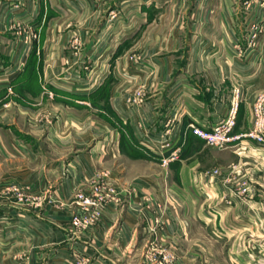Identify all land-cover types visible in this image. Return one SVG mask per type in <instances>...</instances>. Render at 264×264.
Segmentation results:
<instances>
[{"label":"crops","instance_id":"crops-1","mask_svg":"<svg viewBox=\"0 0 264 264\" xmlns=\"http://www.w3.org/2000/svg\"><path fill=\"white\" fill-rule=\"evenodd\" d=\"M131 2L121 1L128 10L114 20L116 24L108 38L109 50L96 55L95 43L91 40L90 57L103 61L101 70L98 64V74L108 65L112 73H118L115 68L125 69L132 74V80H150L147 100L142 108L128 109L123 98L132 91V86L127 85L129 81H126L131 80L127 77L121 78L118 85L99 83L89 88V92L82 93L85 95L79 100L80 106L91 104L88 93L94 95L108 87L107 98L100 100L107 101L102 102L108 106L104 113L127 118L132 124L139 116L149 117L153 122H145L150 123L146 130L156 139L164 137L163 133L170 126L174 147L182 156L173 161L166 172L160 169L158 163L145 156L146 150L139 139L148 138L145 129L134 131L130 124L125 132L107 129L103 130L104 135L99 133L97 136L105 139H98L91 155L83 153L75 161L74 158L64 160L62 177L61 169L49 163L48 167L45 163L40 167L39 162L31 161L34 153L30 144L22 143L12 131L0 130V172L4 173H0V220L26 215L28 219H38L39 223V230L30 229L27 224L29 229L23 232L9 227L8 223L1 226L0 221V264H14L20 250H25L24 259L30 264H78V261L83 264L86 256L89 259L85 264H160L161 250L168 248L182 254L174 264H193L198 256L196 250L205 251L206 263L212 264L214 257L210 256V251L216 248L222 250L225 257L219 264H264V179L262 175L258 177L264 168H255L257 164L252 158L255 154L264 155V143L245 140L234 149L212 150L191 127L195 124L212 129L229 115L237 102L233 133L242 134L252 128L253 103L264 90V31L260 30L255 39L248 31L254 21L264 27V16L255 20V14L261 9L264 14V7L254 5L250 16L245 17L241 0H224L221 5H214L213 17L208 22L203 21V26L212 33L203 36L202 49L198 37L193 35L186 64L180 65L185 52L180 53L175 48L163 53L157 50L156 43L147 54L154 59L153 63L142 69L131 66L126 53L135 40L143 37V29L162 24L164 20L158 14L166 5H160L158 0H141L139 5ZM13 5L21 7L16 9ZM79 6L83 7L70 0H0V16L11 12L22 22L34 25L38 18L41 22L38 26H43L52 14L60 16L67 9L78 11ZM91 7L99 10L100 5ZM102 31L105 29L102 28L98 36ZM182 34L177 28L169 33H152V38L156 42L165 38L178 45ZM48 37L42 34L37 41L28 40L20 49L19 36L0 30V93L10 87L17 89L19 82L27 83L28 87L33 74H44L45 67L39 72L26 65L30 58L38 59L37 64L41 59L43 63L49 59ZM12 41L18 42L13 48L10 47ZM24 72L27 78L18 81V76ZM76 73L80 77L84 74L80 68ZM141 111L144 113L140 114ZM117 133L122 136H116ZM115 138H118L116 144ZM9 145L13 147L8 148ZM239 159L238 167L230 169V162ZM215 167L221 168L220 175H210L209 170ZM103 169L112 171L109 182L119 192L120 202L117 206L108 205L96 225L79 232L70 224L71 205L65 200L72 196L79 181H82L80 186L87 188L89 183L84 181ZM225 179L237 190L245 181L246 193L232 190ZM8 184L23 186L26 194L41 193L43 207L36 210L5 197ZM48 196L59 197L60 203H47ZM164 200L167 201L165 208L160 205ZM151 223H158L155 233L147 228ZM35 229L39 239L32 237ZM20 233L24 237L18 238ZM199 235H202L201 242H198ZM25 239L30 240L21 246L18 242ZM78 249L82 252H77Z\"/></svg>","mask_w":264,"mask_h":264},{"label":"rangeland","instance_id":"rangeland-1","mask_svg":"<svg viewBox=\"0 0 264 264\" xmlns=\"http://www.w3.org/2000/svg\"><path fill=\"white\" fill-rule=\"evenodd\" d=\"M70 1L73 3L76 2V5H83V7L81 8V6H79L81 9L78 11L67 9L64 12L65 14L63 13L64 15L62 14L60 16H53L52 14L50 17H47V20L43 26H38L41 24V22H38V18H36V24L34 25L32 23L29 24L22 22V20L18 19L19 17L15 18V16H13L11 12L9 14H6L5 17L0 16V30L15 33V35L19 36V43L12 41L10 47L13 48L16 43H18V45L20 44L19 48L23 47L25 43L27 44L28 40L37 41L41 39L42 34H47L49 36V45L47 48L48 53L50 54L49 59L47 58L44 63L41 59V61L37 64L38 59L30 58L28 65H26L28 68H36L40 72L42 68L45 67V70L44 74H33L31 76V79L33 80L29 81L28 87L26 85L27 83L22 84L23 82H19L21 84L17 89L10 87L8 89H5L4 91H1L0 130L8 132L12 131L19 136L22 143L30 144L31 148H33L34 153V159L31 161L39 162L40 167L42 166V163H45V167H48L49 163L51 164V166L53 165L57 167L56 169H61L62 177H64L63 169L65 168V166L62 164L64 160L68 161L71 158H74L75 161V158L78 159V156L83 153H89L91 155V150L98 142V139L100 141L105 139L102 136L98 137L97 135L99 133H102L104 135L103 130L107 129L114 130L116 132H125L126 130H129L128 127H131V124L134 131L145 129L148 138H139L142 147L146 150L145 156L152 160V162L154 161L158 163V165L161 166L160 169L162 168L166 172V169L169 170L171 163L180 159L182 154H180V151H178L177 155L171 154L173 149H169L163 152L162 150H160V145L162 144L157 142L159 139L152 137L150 131L146 130L150 127V125H148L150 123H148L147 125L145 123L150 121L149 117L143 115L139 116V120L137 122L134 121L132 124L127 120V118H120V116L118 117L117 115H113L110 112L109 115L104 113V111L106 112V107L108 106L106 104H102V102L105 103L107 101L102 100L101 102L100 100L101 98H107L106 93L108 92V87H106L107 90L104 87V90L100 89L98 92H94V95L93 92L91 94L88 93L89 95L87 97H89V100L91 99V104L88 105L89 103H87V105L83 107L80 106L79 100H81L83 95H85L82 93L89 92V88L91 89V87L97 86L99 85V83L106 84L107 86L109 83L112 84L113 82H115L113 83V85H118V81L121 78L125 79L127 77L131 79L126 81H129L127 85L130 84L132 86V91L125 95V97L123 98L129 105V108H127L130 110V108L133 109L134 107H138L139 109L142 105L145 104L147 100V96L150 91V80H132V74H128L125 69L115 68V70H118V73H112L110 72L111 68L108 65H105L103 68V72L105 73L100 72L98 74V64L100 65L99 69L101 70V62L103 61L98 62V58H96V56L94 57V59L90 57V49L92 46L90 44L91 40H93V44L95 43L94 50L96 51V55H98L102 51L105 52L106 50H109L110 43L108 42V38L112 34V27L116 24L114 20L121 16L125 11H127L128 6L125 7V5L121 3L122 0ZM130 1H132V5H134L135 2V5H139L141 0ZM158 1L160 5H166L165 8H160L158 14L164 21L162 22V24L159 23V25L156 24L155 26L143 29L145 30L143 32L144 34L142 35L143 37H141V39L135 40L133 42L134 44L130 46L131 49L126 53L127 60L131 63V66L135 65V68L141 67L142 69H144L148 65V63H153L154 59L147 54H149L150 50L154 49V45L156 43L159 45V47H157V50H162L161 52L163 53L175 48L179 49L180 53L185 52V57L182 58L184 62H181L180 65L183 66L184 64H186V55L190 50V42L193 35L198 37V45L201 47L203 45V36L212 33V31H208L207 26H203V21L208 22L214 15V5H221L222 1L224 0ZM241 4L244 8L243 15L245 17H249V14H251V9H253L254 5H261L262 8L264 7V0H241ZM91 5H100V7L98 8L99 10H96V8L92 9ZM13 7L19 9L21 5H13ZM262 13L263 12L261 9V12L258 15L255 14V20H257L259 17H263L264 14ZM134 17L135 14H133L132 19H134ZM169 22H171L172 25ZM177 23L180 24L179 27L177 26ZM254 23V25L249 27L250 31H248V33H251L253 35L254 29H256L257 34L260 30L264 31L263 26L257 25V22L255 21ZM102 28H104L105 31H102L100 34L101 36H98V32H100ZM177 28L182 30L183 33L182 39L179 41L178 45H176L175 42L172 43L171 40L168 41V39L165 38L160 39L157 42L156 40L153 41L152 33H159L162 31H164V33H169L171 29ZM256 36H253L254 39ZM79 68L84 72V74L82 75V77L85 76L84 78L80 77L79 73H76ZM90 71L92 73H90ZM27 76L28 74H26L25 72L24 74L22 73L20 76H18V81L27 78ZM151 76H153V73L151 74ZM115 79L117 81H115ZM261 95H264V90L260 91L257 94V97L253 103V125L250 130L242 134H237L239 136V139L232 141L228 146H225L224 148H216L206 143L207 146L212 150L222 151L230 148L234 149L235 147L242 145V142H244L245 140H255L259 143H264L258 141L251 135L256 124L254 118V109L258 97H260ZM97 100L100 102L97 103ZM141 112L142 113L140 114L144 113L143 111ZM169 127L163 133L164 137H162L161 140L165 139L164 143L166 144L167 142H171L173 148L176 149V147H174V141L171 137ZM25 134H28L29 136H26ZM116 136L121 137L122 134L117 133ZM113 140L116 144L118 138H115ZM11 146L12 145H9L8 148H10ZM252 158L254 159L253 162L257 164L256 167L254 166L255 168H264V155L258 156L257 154H255ZM240 161L241 160L239 159L237 161L230 162V169L238 167ZM12 166H14V164H12ZM52 169L53 167H51V170ZM209 171L210 175L215 176L220 175L222 172L221 168L219 167H215ZM111 172V170L106 169L100 170L99 172H96L93 177L92 175L90 176V178L88 177V179L84 182H87L86 184L89 183V186H91L95 179L99 178V175L101 178H104L109 182V179L111 181V178L109 177H112ZM50 173L51 176H55L54 172ZM263 174L264 171L259 172V179L261 175L264 179ZM227 180L229 179H225V183L228 184L229 182ZM245 180L248 183H251L250 178L246 177ZM81 182L82 181H79L77 183L72 196L65 200V202L71 205L70 224L75 229H78L79 232L87 231L94 225H96L95 223L92 226L77 228L72 222V218L75 214L77 206L76 195L78 191L83 188V185L80 186ZM245 183V181L242 182V184H240L238 188L243 193H246L245 188L247 184ZM252 183L254 185H257V187H261L260 184H257V182H255L254 180H252ZM12 185L13 184L6 185V192L4 194L5 197L8 196L10 199L17 200V203H20L21 205H28L30 208H34L36 210H39L43 207V199L41 193L30 191L26 194L23 186L13 187ZM48 199L49 201H47V203L53 202L54 205H58L60 203L59 197L50 198L48 196ZM50 199H52V201H50ZM166 202L167 201L164 200L160 205L165 208ZM1 219V226L10 224L9 227L13 226L23 232H25L24 229H27L29 226L30 229L33 227L37 228L39 224L37 221L38 219H28L26 215H19L18 217H13L11 219H5L2 217ZM5 220L7 222H4ZM2 221L4 223H2ZM27 224L29 225L28 227ZM147 228L149 229V226H147ZM37 229L39 230V228ZM149 231L155 233L154 230L149 229ZM35 232H33L34 234H32V237L39 239L37 237L38 231H36V229ZM21 233L18 234V238L24 237V234ZM27 236H29L28 238L31 237L30 234ZM28 240L30 239H25L24 241L18 243H20L21 246H25L28 243ZM198 240V242H201L202 235L198 236ZM21 249H23V247H21ZM154 250L155 249H153L152 251ZM17 252L19 256L17 257V260L14 261V264H30L28 263V260L24 259L26 257V255L24 254L25 250H20ZM77 252L82 251L78 249ZM195 252L198 256H196V260L193 261V264H208L206 263L207 261H205L207 256V253L205 251V253L202 250H196ZM210 252V256L212 258L214 257V261L212 262V264H219V260H222V258L225 259L224 252L222 250L219 251L216 248V250H212ZM177 253L169 248L167 250L162 249L160 253V259H163L164 255L166 254H171L173 260L165 262L164 264H174L177 260V257L182 256L180 251ZM77 258H79V255H77ZM81 259L83 260V258ZM88 259L89 257L86 256L85 261L83 260L82 263L85 264ZM80 263L81 262L78 261V264Z\"/></svg>","mask_w":264,"mask_h":264},{"label":"built area","instance_id":"built-area-1","mask_svg":"<svg viewBox=\"0 0 264 264\" xmlns=\"http://www.w3.org/2000/svg\"><path fill=\"white\" fill-rule=\"evenodd\" d=\"M256 34V29H254L253 36H256ZM237 105L238 103L235 102L229 115L216 124L212 129L208 130L196 126L195 124H191L193 131L213 147L224 148L225 146H228L232 141L239 139V136L233 133L237 122ZM254 118L256 124L251 135L258 141L264 142V95L258 97L254 109ZM157 142L162 144L160 145V150H162V152L173 149L171 154H178L179 149L173 148L171 142H167L166 144L164 143L165 139H159ZM227 181L229 182V180ZM228 185L230 188L233 187L232 190L242 192L240 189H235L233 185L231 187L230 182ZM119 202L120 197L116 187L111 185L106 179L101 178L99 175V178H96L90 187L82 188L78 191L76 195L77 206L72 222L77 228L92 226L103 216L104 209L108 205L117 206ZM158 223H151L149 225L150 230L156 231ZM171 260H173L171 254H166L163 259L158 261L160 264H164Z\"/></svg>","mask_w":264,"mask_h":264}]
</instances>
